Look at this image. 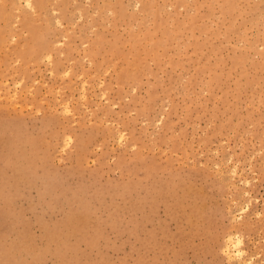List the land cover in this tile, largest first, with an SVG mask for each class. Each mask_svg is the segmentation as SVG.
<instances>
[{"label": "rangeland", "instance_id": "obj_1", "mask_svg": "<svg viewBox=\"0 0 264 264\" xmlns=\"http://www.w3.org/2000/svg\"><path fill=\"white\" fill-rule=\"evenodd\" d=\"M249 263L264 0H0V264Z\"/></svg>", "mask_w": 264, "mask_h": 264}, {"label": "bare ground", "instance_id": "obj_2", "mask_svg": "<svg viewBox=\"0 0 264 264\" xmlns=\"http://www.w3.org/2000/svg\"><path fill=\"white\" fill-rule=\"evenodd\" d=\"M49 54V53H48ZM233 233H235V232H233ZM228 234H229V236H228ZM233 235V234H232ZM237 236V235H236ZM226 237H227V239H226V241H225V248L224 249H226V251L229 253V255H230V252H231V254L233 255V253H234V255L236 254V255H238L239 254V256L241 255L240 253H242L241 251H242V249L240 248V240H241V238L239 239L238 237L237 238H232L231 236H230V233H227L226 234ZM235 237V236H234ZM226 251H224V253L226 252ZM228 253H226V254H228ZM244 253V252H243ZM231 255V256H232ZM230 256V257H231ZM227 257V256H226ZM233 257V256H232ZM236 257V256H235ZM241 257H242V255H241ZM241 257H240V259H241ZM227 258H229V257H227ZM234 258V257H233ZM232 258V259H233ZM229 259H231V258H229ZM243 260H244V258H242ZM245 260H247V258L245 259ZM250 260V259H249ZM241 261V260H240ZM248 261V260H247ZM245 262V261H244ZM249 262V261H248ZM251 262V261H250ZM250 264V263H249Z\"/></svg>", "mask_w": 264, "mask_h": 264}]
</instances>
